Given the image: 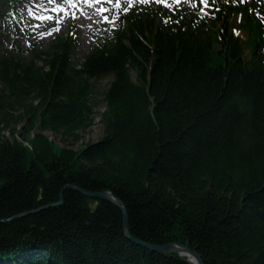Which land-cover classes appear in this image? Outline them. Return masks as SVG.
I'll return each instance as SVG.
<instances>
[{"label":"trees","instance_id":"trees-1","mask_svg":"<svg viewBox=\"0 0 264 264\" xmlns=\"http://www.w3.org/2000/svg\"><path fill=\"white\" fill-rule=\"evenodd\" d=\"M22 4L0 0V264H190L136 240L264 264V0L122 9L78 59L73 27L24 43ZM104 77V134L57 144Z\"/></svg>","mask_w":264,"mask_h":264},{"label":"rangeland","instance_id":"rangeland-1","mask_svg":"<svg viewBox=\"0 0 264 264\" xmlns=\"http://www.w3.org/2000/svg\"><path fill=\"white\" fill-rule=\"evenodd\" d=\"M126 0H53L52 3L40 0H24L22 26L25 36L24 43L29 41L41 42L46 45L51 38L58 34H65L71 27L75 30V56L82 58L95 43L100 30L115 28L119 21L116 4ZM143 2L148 5L162 4L167 8L177 6H191L196 0H129ZM203 1V0H199ZM69 5H72L70 7ZM236 24V23H235ZM246 38V37H245ZM135 77V72H132ZM110 78L104 77L97 82L95 118L93 124L80 132V139L76 142L63 139L61 136L46 132L47 135L61 146L69 145L77 148L89 141H95L104 134V125L100 122V112L104 109L103 92Z\"/></svg>","mask_w":264,"mask_h":264},{"label":"water","instance_id":"water-1","mask_svg":"<svg viewBox=\"0 0 264 264\" xmlns=\"http://www.w3.org/2000/svg\"><path fill=\"white\" fill-rule=\"evenodd\" d=\"M86 194H89L91 196H95V197H102V198H107L111 201H113L114 203H116L117 205H119L123 212H124V231L126 233L127 236L131 237L130 232H129V227H128V216L125 210V207L123 206V204L117 199L116 196H114L110 191H101V192H89V191H84ZM24 215L23 214H18L13 216L17 217V216H21ZM138 243L143 244L144 246L148 247L151 250L154 251H158V252H177L180 255H185V253H189L191 254L194 259H195V263L191 262L187 257L185 258L190 264H205L204 261L202 260L201 256L198 254V252L192 248H190L189 246L183 245V244H179L176 242H172V243H166V244H152L149 242H144V241H140V240H136Z\"/></svg>","mask_w":264,"mask_h":264},{"label":"bare ground","instance_id":"bare-ground-1","mask_svg":"<svg viewBox=\"0 0 264 264\" xmlns=\"http://www.w3.org/2000/svg\"><path fill=\"white\" fill-rule=\"evenodd\" d=\"M56 1V0H55ZM70 7H72V5H69ZM185 256L191 261V262H193V263H195V259H194V257L191 255V254H189V253H185Z\"/></svg>","mask_w":264,"mask_h":264},{"label":"snow or ice","instance_id":"snow-or-ice-1","mask_svg":"<svg viewBox=\"0 0 264 264\" xmlns=\"http://www.w3.org/2000/svg\"><path fill=\"white\" fill-rule=\"evenodd\" d=\"M126 10V9H125Z\"/></svg>","mask_w":264,"mask_h":264}]
</instances>
